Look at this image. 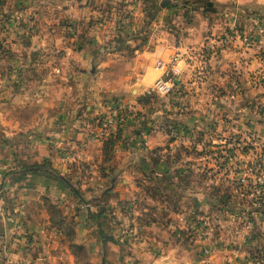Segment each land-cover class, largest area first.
I'll return each mask as SVG.
<instances>
[{"label": "rangeland", "instance_id": "1", "mask_svg": "<svg viewBox=\"0 0 264 264\" xmlns=\"http://www.w3.org/2000/svg\"><path fill=\"white\" fill-rule=\"evenodd\" d=\"M109 1L117 18L94 26L106 25L111 37L85 68L75 53L91 37L82 38L78 20L52 15L38 25L0 5L3 30L49 29V47L39 55L52 66L35 72L48 71L45 89L63 100L52 117L59 131L44 139L50 157L5 162L0 171V264H264V10L141 0L148 28L160 21L155 11H176L161 26L191 49L187 56L175 46L167 61L186 83L168 95L153 90L157 78L133 90L115 83L107 99L104 83L127 69L111 66L105 74L98 59L122 52L132 64L125 29L139 27L126 16L133 5ZM92 91L100 93L80 100ZM60 106L71 116L62 118ZM35 163L44 168L26 167Z\"/></svg>", "mask_w": 264, "mask_h": 264}, {"label": "crops", "instance_id": "2", "mask_svg": "<svg viewBox=\"0 0 264 264\" xmlns=\"http://www.w3.org/2000/svg\"><path fill=\"white\" fill-rule=\"evenodd\" d=\"M107 2L112 1L1 0L0 5L4 4L8 12L12 14V18L38 21V25L45 23L44 20L51 18L52 15H56L59 20H69V18L78 20L82 38L84 36L91 37L86 39L87 42L85 44L83 42L75 53L76 63H80L85 68L91 66L97 60V52L102 51V48L108 45L109 37H111L110 30L106 25L104 27H98V24L94 26L98 20L113 19L114 16L108 11ZM219 2L222 4L235 2L239 5L246 4V6L258 5L260 6L259 8L264 10V0H217V3ZM126 3L130 5L128 8L133 5L130 11H126V16L128 18L133 16L134 20L139 21L138 30L134 26L130 28V25L125 29V32L132 36L129 42L133 43L132 50L136 55L133 57L134 62L132 64L128 63V60L121 54L122 52L108 53L105 59H98L103 65L105 74L110 73V68L108 67L111 66L119 67L121 65V70L127 69L126 74L121 78L117 77V80H114L113 83L109 80L104 83L102 79H99L100 83H104L105 89L103 88V91L107 93L101 94L102 98L109 99L111 98L110 96H113L114 86L112 85L115 83L122 82L121 84L123 86L126 85V89L129 88V90H133L132 86L134 84L141 88L152 84L169 67L167 61L176 52L175 46L179 49L183 48V53L187 52V56H190L191 53V49H188V46L176 45L173 42L171 32L164 31L163 26H161L164 19L167 22L176 11L171 9V15L165 16H161L162 9L158 10V12L155 11L153 14L161 17L160 21L155 22L156 27L148 28L143 21L146 19L147 4L143 5L141 0H126ZM155 3L156 1L154 0ZM52 11H54V14H52ZM114 18L116 19L117 17L115 16ZM99 24L103 25L101 22ZM1 28L2 26H0V171L5 162L14 166L19 160L31 162L40 160V158L50 157L51 151L45 144L44 139L46 134L53 135L59 131L56 126L52 125L54 121L52 117L54 116L55 104L59 106L63 103L60 97H58V103H52V99L57 100L58 98H51L50 91L45 89L44 80L49 78L48 71H42L43 77H40L35 72V69H49L52 66V61L39 55V53L44 54L45 48L49 47L47 38L51 34L49 29L33 28L29 30L27 28H16L13 30V28H7L3 30ZM38 35L45 37L39 40ZM7 36H13V40L8 46L6 42L9 39L6 42L4 40ZM147 38L149 39L148 43ZM208 44L210 45L211 43ZM6 47L8 48L6 49ZM8 68L11 71L6 73L5 71ZM104 79H106V76ZM36 80L38 82L43 81L42 85H40L43 89L42 87L38 88L40 86L37 88L33 87L32 84ZM176 82V86H183L186 83L184 79H177ZM47 89H49V86ZM99 93L87 92L80 96V100H88L89 94L90 99H92ZM92 110L96 111L95 108H92ZM59 111L62 118L71 116V113L65 114V109L62 106L57 112ZM63 120L61 119V121ZM35 136L38 138L37 142ZM40 139H43V141ZM35 150H37V153L34 152ZM10 189L12 190V188ZM3 228L4 223L0 220V232Z\"/></svg>", "mask_w": 264, "mask_h": 264}, {"label": "built area", "instance_id": "3", "mask_svg": "<svg viewBox=\"0 0 264 264\" xmlns=\"http://www.w3.org/2000/svg\"><path fill=\"white\" fill-rule=\"evenodd\" d=\"M179 58L176 56L174 57V61H178ZM180 69L175 65L171 68L167 67L164 70L163 75L156 81L153 90L158 91L163 95L170 94L176 85V80L179 78ZM103 134V133H102Z\"/></svg>", "mask_w": 264, "mask_h": 264}, {"label": "trees", "instance_id": "4", "mask_svg": "<svg viewBox=\"0 0 264 264\" xmlns=\"http://www.w3.org/2000/svg\"><path fill=\"white\" fill-rule=\"evenodd\" d=\"M0 4H1V2H0ZM28 169H32V170H40V169H43L44 168V166L43 165H40V164H38V163H35V164H30V165H27L26 166ZM45 175H51V174H48V172H45ZM62 178V180L65 182V184L67 185V186H69V187H71L72 188V190L75 192V194L79 197V198H81L82 200H84L83 199V196H82V194L80 193V191L76 188V187H74V185H72L65 177H61ZM91 212V211H90Z\"/></svg>", "mask_w": 264, "mask_h": 264}, {"label": "water", "instance_id": "5", "mask_svg": "<svg viewBox=\"0 0 264 264\" xmlns=\"http://www.w3.org/2000/svg\"><path fill=\"white\" fill-rule=\"evenodd\" d=\"M176 81H177V80H176ZM176 81H175V82H176ZM176 83H177V82H176Z\"/></svg>", "mask_w": 264, "mask_h": 264}]
</instances>
